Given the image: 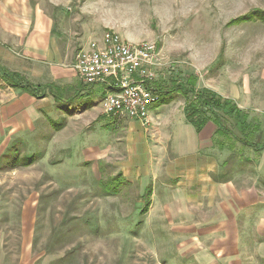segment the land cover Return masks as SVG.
Here are the masks:
<instances>
[{
    "label": "rangeland",
    "instance_id": "rangeland-1",
    "mask_svg": "<svg viewBox=\"0 0 264 264\" xmlns=\"http://www.w3.org/2000/svg\"><path fill=\"white\" fill-rule=\"evenodd\" d=\"M30 1L78 23L82 42L112 30L131 43H155L163 89L151 109L161 111L166 104L173 118L183 112L185 98L166 91L175 79L186 83L190 76L198 89L215 87L227 94L232 86L239 88L236 101L249 116L261 117L254 127L264 131V0ZM6 79L0 75L2 93ZM75 83L63 85L59 101L44 96V111L32 131L10 134L0 125V264H199L206 247L194 245L193 233L169 229L154 217L153 204L162 201L159 186L175 184L181 172L169 171V161L155 153L161 146L148 139L152 123L144 127L107 116L106 87ZM44 90L36 92L42 96ZM227 119L223 131L229 137L219 139L225 153L208 154L211 164H220L217 175L227 168L222 162L230 163L232 178L241 167L253 170L242 160L245 145H238L234 120ZM163 149L171 159L169 146ZM27 154L34 161L14 162ZM239 158L244 164L234 168L231 163ZM260 247L247 248L260 256L256 264H264Z\"/></svg>",
    "mask_w": 264,
    "mask_h": 264
},
{
    "label": "crops",
    "instance_id": "crops-1",
    "mask_svg": "<svg viewBox=\"0 0 264 264\" xmlns=\"http://www.w3.org/2000/svg\"><path fill=\"white\" fill-rule=\"evenodd\" d=\"M80 34L78 23L73 20L69 23L61 16L55 17L42 5L32 4L30 0H0V75L1 69L18 73L28 83L41 87L76 84L75 80L79 82L80 78L72 67L75 52L94 38L82 42ZM1 83L7 85L5 92L0 89L1 127L8 129L10 134L32 131L34 122L44 111L42 102L47 97L36 98L16 90L5 80ZM157 84L162 90L160 78ZM211 90L243 110L244 107L236 101L237 97L241 98L236 86H232L227 94L215 87ZM161 107L167 112L157 111L156 108L151 110V137L148 139L159 141L161 148L158 151L155 144V153L169 161V171L178 170L181 174L176 173L175 184L159 186L157 193L164 204L154 202V217L162 225L168 223L169 229H187L193 233L194 245L206 247L198 256L199 264L260 262V256L248 253L247 248L259 245L264 251V148L257 150L243 144L245 154L242 160H247L253 171L245 172L241 167L230 178L227 170L230 163L222 162L221 165L227 168L224 171V168L221 169L220 175L225 176L216 181L214 179L220 176L216 171L221 167L220 164H211L208 153L214 150L225 153L219 139H228L229 136L212 121L196 132L186 122L183 112L173 118L168 105L162 104ZM168 118L172 122H166ZM259 118V115H248L247 121L258 124L261 121ZM256 127L264 134L261 127ZM164 144L170 148L171 159L169 151L163 149ZM240 159L231 163L234 168L244 164ZM154 162L157 164V160ZM162 164L163 161L160 167Z\"/></svg>",
    "mask_w": 264,
    "mask_h": 264
},
{
    "label": "built area",
    "instance_id": "built-area-1",
    "mask_svg": "<svg viewBox=\"0 0 264 264\" xmlns=\"http://www.w3.org/2000/svg\"><path fill=\"white\" fill-rule=\"evenodd\" d=\"M72 67L84 85L106 87L104 114L135 120L143 126L151 124L150 106L157 105L162 97L160 88L154 86L162 67L155 43H131L106 30L78 50Z\"/></svg>",
    "mask_w": 264,
    "mask_h": 264
},
{
    "label": "trees",
    "instance_id": "trees-1",
    "mask_svg": "<svg viewBox=\"0 0 264 264\" xmlns=\"http://www.w3.org/2000/svg\"><path fill=\"white\" fill-rule=\"evenodd\" d=\"M1 74H3L4 77L6 76L8 85L15 89L30 93L36 98H42L46 96V94L52 96L55 101H59L63 98L62 93L64 91L62 90V86L56 84H50L44 87L34 86L28 83V81L18 73H8L1 69ZM9 74H11L12 78H9ZM23 80L25 83H23ZM195 85V79L188 76L186 83L179 82L175 79L172 91H165L167 94L175 91L185 98V105L183 107L184 117L186 122L195 128L196 132H199L203 126L210 121H216L222 125V129L219 127V130L223 131V128H226L227 118H231L234 120L233 125L240 133V135H235V138L239 142L252 146L257 150L264 148V134L247 121L248 113L246 111L240 110L231 100L222 97L215 91L209 88L198 89ZM39 87L42 89L46 87L48 90L46 92L44 90L41 96L36 92ZM252 129L253 131H251ZM254 130H257L256 133H254ZM251 136H253V139L249 140ZM34 159L35 156L33 154H27L22 157H15L14 162L18 165H22L26 164L28 161L32 162Z\"/></svg>",
    "mask_w": 264,
    "mask_h": 264
}]
</instances>
